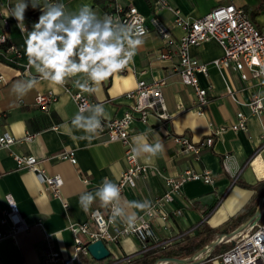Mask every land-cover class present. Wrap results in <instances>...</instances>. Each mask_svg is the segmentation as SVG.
Instances as JSON below:
<instances>
[{
  "label": "crops",
  "instance_id": "0c3cea01",
  "mask_svg": "<svg viewBox=\"0 0 264 264\" xmlns=\"http://www.w3.org/2000/svg\"><path fill=\"white\" fill-rule=\"evenodd\" d=\"M120 1L134 5L146 16L152 15L151 0ZM259 1L169 0V3L183 16L190 18L202 16L217 5L233 3L246 9L255 26L260 27L264 22V7L251 15ZM15 3L16 0H0V22L3 19L9 20L10 41L25 55L26 32H21L17 27V21L10 17ZM64 3L72 10L87 3L100 14L110 8L112 0H95L94 3L88 0H64ZM36 12L40 15L39 10ZM25 16L24 24L30 30L36 19L28 10ZM156 16L164 25L170 27L174 36L182 34L181 28L174 26V15L170 11L161 10ZM147 24L150 25L149 22ZM144 39L145 42L138 49L134 62L125 69L126 71L96 86V91L88 95L92 100L102 102L112 118L122 114L129 106L130 101L124 97V94L135 87L138 79L150 82L156 77L166 78L163 95L169 118L149 116L146 122L135 120L130 132L132 144L134 136L147 133V142L155 143L156 139H159L164 145V151L150 162L144 157L139 158L138 161L158 169L165 175H175L185 168H190L197 172L208 170L213 178L212 184L189 181L182 186L180 194L173 202L174 207L182 209V215L172 220L171 227L164 230L159 219L152 221L157 240L164 242L165 245H171L181 239L179 234L194 227L197 232L202 223L212 228H221L250 201L253 190L233 184L231 175L223 170L221 158L225 154L231 156L230 170L237 173L239 180L254 184L264 178V158L263 161L255 162L257 166H244L262 142L264 112L257 118L250 117L245 131H234L230 128L237 111L248 114L245 104L251 94L258 93L264 96V83L257 84L254 79L243 81L231 68L215 67L211 61L222 55V49L214 41L191 47L190 54L207 66V75L198 74L197 77L200 85L207 89L208 103L205 114L197 116L192 109V88L182 83L175 70L178 63L177 56L173 55L168 59L159 58L162 42L152 29L145 34ZM25 58L28 59L26 55ZM31 71L38 74L32 66ZM139 71L143 73L139 74ZM0 75L5 78V82L0 87L1 131L12 134L18 140L24 138L27 133L34 135L32 141H18L10 148H0V212L7 206L6 195L12 194L24 219L30 225L28 231L0 241V262L1 264H43L46 235L50 236L55 250L63 256H70L74 246L70 224L86 221L93 210L101 213L108 211V208L101 207L97 200L89 211L85 212L79 203L80 195L85 191L94 192L105 177L116 182L126 167L124 146L118 141H106L102 135L96 136L91 141L73 139L63 125L70 124L77 108L71 96L63 88L59 93L55 92L58 100L52 105L50 112H44L35 103V96L52 90L47 81H41L27 95L18 98L12 92V85L17 80L27 78L21 76L18 68L2 60H0ZM69 83L71 90L77 89L73 87L71 80ZM55 126L58 128L55 129ZM219 128L222 130L214 136L211 146L202 150L198 157L180 151L173 139L174 136L181 135L193 142H199ZM157 133L158 137L155 135ZM73 135L79 137L83 132L74 130ZM70 149L75 151V164L57 157ZM13 152L35 155L43 161L48 173L59 174L63 179L61 196L54 198L48 194L32 171L19 170L12 156ZM258 170L261 171L260 174ZM83 177L89 179L88 184L83 183ZM163 191L161 178L151 175L146 179L137 180L121 194L126 201L147 199L152 202ZM64 203H67V208L64 207ZM129 211L136 212L137 215L143 212L131 208ZM0 229H3V226L0 225ZM141 248L142 244L135 238L127 237L117 245L114 252L118 258H123L140 254ZM207 258L198 264H215L214 256Z\"/></svg>",
  "mask_w": 264,
  "mask_h": 264
},
{
  "label": "built area",
  "instance_id": "2783aa9c",
  "mask_svg": "<svg viewBox=\"0 0 264 264\" xmlns=\"http://www.w3.org/2000/svg\"><path fill=\"white\" fill-rule=\"evenodd\" d=\"M150 10L152 15L146 16L134 5L125 4L120 0H112L110 8L100 13V15L107 13L114 17H119L122 22L142 27L145 30V34L150 29L158 34L162 42L159 58L168 59L173 55L177 56L178 63L175 70L180 76L182 83L192 88V109L197 116L205 114V107L208 103L207 89L200 85L197 77L198 74L207 75V66L190 54L189 50L191 47L214 41L222 49V55L211 61L215 67L231 68L239 74L240 79L243 81L254 79L257 84L264 83V75L260 74V66L256 63V61H259L260 64H264V22L260 27L255 26L246 9L229 3L217 5L202 16L190 18L183 16L178 9L169 3V0H151ZM161 10L170 11L174 15L173 24L181 28V35L174 36L170 27L164 25L158 19L156 15ZM10 31L9 20L3 19L0 22V60L18 68L21 76L25 78H28L29 75L38 77L39 74H34L31 71V65H29L28 59L26 60L24 52L15 44L9 43ZM138 73L142 74L143 71ZM4 82V76L0 75V87ZM165 84L166 78L164 77L153 78L150 82L138 79L135 87L124 94V97L130 101L129 106L125 108L122 114L102 120L103 131L99 133V135L105 137L106 141H118L124 146L126 167L115 182L121 187L122 192L127 187L133 186L137 180L146 179L151 175H157L161 178L164 191L151 202L150 213L142 212L139 214L140 219L136 227L129 229L120 222L116 224L109 222L110 208H108L107 213L93 210L89 213L86 221L70 224L69 229L74 244L70 256H63L59 251L55 250L50 236H45L46 253L42 260L43 264H82L79 255L92 258L87 250V245L96 240H101L109 251V262L107 264L118 262L125 264L128 261L130 256L118 258L114 252L117 245L127 237H133L142 244V252L157 245L163 246L165 243L156 238L152 221L159 219L162 222L163 229H168L172 225V220L182 215V209L173 206L175 197L180 194L182 186L189 181H199L205 184L213 183L212 175L208 170L197 172L190 168H185L178 174L165 175L156 168L140 163L138 159H131L133 144L130 141V132L133 122L135 120L146 122L149 116H156L160 119L169 118L163 95ZM63 89L71 96L77 111L79 106L85 102L102 103L92 100L88 93L81 92L79 89L71 90L69 82ZM263 99V95L258 93L251 94L245 104L248 108V114L237 111L235 114L236 118L230 128L234 131L247 130L248 119L250 117L257 118L264 112ZM57 100L58 95L52 90L38 93L35 96V103L44 112H50L52 105ZM54 128L57 129L58 126ZM221 130L222 128L213 131V133L199 142H193L181 135L174 136L173 139L180 151L188 152L193 154L194 157H198L202 149L211 146L214 136L219 134ZM33 138V134L27 133L24 138L18 140L12 134L0 129V148L7 149L18 141H32ZM12 156L17 168L19 170L32 171L43 184L48 194L54 198L61 196L62 177L59 174L48 173L43 166L42 160L35 155L25 153L13 152ZM57 157L61 160H68L72 164L76 163L73 149L66 150ZM230 157V155L225 154L221 158V165L223 170L230 174L234 181L237 178V173H233L230 170ZM262 158H264V135L262 142L244 163V166H257L255 162L263 161ZM58 179L62 183L58 184ZM82 181L85 184L89 183L87 177H83ZM5 198L7 206L0 212V225L3 226V229H0V241L30 229V225L24 219L14 196L7 194ZM12 206L18 209L19 222H13L10 218L15 215ZM67 206V203H64V207L67 208ZM194 233H196V227L178 236L182 238L184 235ZM227 241H231L232 245L221 254L214 256L215 264H264V219L249 223L244 230L232 234ZM210 250L208 245H206L188 259H195L197 255L198 257L205 255L208 257ZM167 262V259H159L156 264H165ZM175 263L179 264V262Z\"/></svg>",
  "mask_w": 264,
  "mask_h": 264
},
{
  "label": "clouds",
  "instance_id": "9594fccd",
  "mask_svg": "<svg viewBox=\"0 0 264 264\" xmlns=\"http://www.w3.org/2000/svg\"><path fill=\"white\" fill-rule=\"evenodd\" d=\"M29 7L40 12L30 30L24 24ZM10 17L17 21L22 32H26L25 55L29 65L39 74L38 77L29 75L12 85V92L18 98L27 95L41 81H47L52 91L59 93L71 80L73 87L92 94L96 86L128 68L145 42L142 27L122 22L119 17L107 13L100 15L87 3L72 10L64 0H16ZM256 63L260 66V74L264 75V64ZM109 118L103 103L85 102L73 114L70 124L63 127L73 139L91 141L103 131L102 120ZM74 130L83 135L74 136ZM155 135L158 137V133ZM163 151L164 145L159 139L155 143L147 142V133L133 137V160L144 157L150 162ZM57 183L62 181L58 179ZM121 192L117 183L105 177L94 192H83L79 203L87 212L98 200L101 207L111 209L110 223L120 222L129 229L135 228L140 217L129 209L150 213L152 203L147 199L126 201ZM12 208L15 215L10 218L19 222L18 209Z\"/></svg>",
  "mask_w": 264,
  "mask_h": 264
},
{
  "label": "trees",
  "instance_id": "16d2710c",
  "mask_svg": "<svg viewBox=\"0 0 264 264\" xmlns=\"http://www.w3.org/2000/svg\"><path fill=\"white\" fill-rule=\"evenodd\" d=\"M263 7L264 0H260L256 10H253L251 15L255 14V12L261 10ZM37 10L38 9L33 10L31 7L28 8L29 13L33 14V17L36 20L39 16L36 12ZM9 43L12 42L9 41ZM233 184L253 190V195L250 201L241 208L238 214L230 217L221 228H212L207 224L202 223L200 229L196 233L184 235L180 240L175 241L171 245H157L143 251L140 254L131 255L125 264H154L159 259H170L165 264H176L172 261L173 259L187 260L201 248L208 245L214 238L223 234L231 235L234 230L238 229L241 224L247 221L254 214L258 201L264 195V178L257 180L254 184H247L244 181L239 180L237 177L233 181ZM263 219L264 204L261 213L255 219V221H261ZM226 239H228V237L223 238L221 242L213 247L208 258L221 254L232 245V242L226 241ZM79 259L82 264H106L109 262L108 257L97 261L90 257H83L82 255H79ZM113 264L121 263L118 262Z\"/></svg>",
  "mask_w": 264,
  "mask_h": 264
},
{
  "label": "water",
  "instance_id": "95a60500",
  "mask_svg": "<svg viewBox=\"0 0 264 264\" xmlns=\"http://www.w3.org/2000/svg\"><path fill=\"white\" fill-rule=\"evenodd\" d=\"M263 204H264V195L258 201V204H257V207H256L254 214L247 221H245L243 224H241V226L238 229L234 230L231 233V235H228V234L220 235V236L214 238V240L208 244V247L211 249L209 253H211L213 247L216 244H218L219 242H221L223 240V238H225V237L229 238L230 236H232V234H235V233L243 230L249 223L256 222L255 219L261 213ZM87 250H88L90 256L92 257V259L97 260V261L105 259L109 256V251L104 246V244L101 240H96L92 243H89L87 245ZM206 258H207L206 255L202 256V257H198V255H197V258H195V259H187V260H179V259L174 260L173 259L172 261L173 262H179V264H186V263L198 264L199 262L203 261ZM167 260L169 261L170 259H167ZM154 264H156V262Z\"/></svg>",
  "mask_w": 264,
  "mask_h": 264
},
{
  "label": "rangeland",
  "instance_id": "374dc122",
  "mask_svg": "<svg viewBox=\"0 0 264 264\" xmlns=\"http://www.w3.org/2000/svg\"><path fill=\"white\" fill-rule=\"evenodd\" d=\"M88 1H90V2H93V3H94V1H95V0H88ZM244 229H245V228H244ZM244 229H243V230H244Z\"/></svg>",
  "mask_w": 264,
  "mask_h": 264
}]
</instances>
